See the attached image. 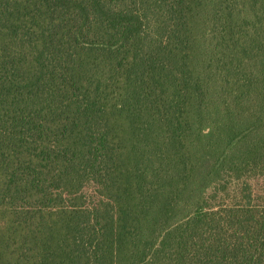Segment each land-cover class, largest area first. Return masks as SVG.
Listing matches in <instances>:
<instances>
[{
    "label": "trees",
    "instance_id": "1",
    "mask_svg": "<svg viewBox=\"0 0 264 264\" xmlns=\"http://www.w3.org/2000/svg\"><path fill=\"white\" fill-rule=\"evenodd\" d=\"M0 264H264V0H0Z\"/></svg>",
    "mask_w": 264,
    "mask_h": 264
}]
</instances>
